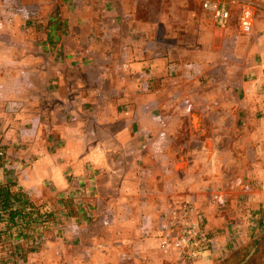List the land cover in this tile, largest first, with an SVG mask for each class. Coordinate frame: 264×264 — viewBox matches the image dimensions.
Returning <instances> with one entry per match:
<instances>
[{"label": "crops", "instance_id": "0c3cea01", "mask_svg": "<svg viewBox=\"0 0 264 264\" xmlns=\"http://www.w3.org/2000/svg\"><path fill=\"white\" fill-rule=\"evenodd\" d=\"M170 1L0 0V185L55 215L1 222L0 264H180L184 205L215 244L264 207V0H214L223 30L178 0L200 5L185 41Z\"/></svg>", "mask_w": 264, "mask_h": 264}, {"label": "rangeland", "instance_id": "374dc122", "mask_svg": "<svg viewBox=\"0 0 264 264\" xmlns=\"http://www.w3.org/2000/svg\"><path fill=\"white\" fill-rule=\"evenodd\" d=\"M171 3L166 5V8H162L161 12V24L164 29L170 31L169 36H174L177 41H185L195 37V27L198 24L200 16V5L191 1L190 6L186 7L191 14L183 11L182 3L178 0L170 1ZM210 17V16H209ZM208 18V17H207ZM209 20V18H208ZM238 22V21H237ZM258 210L247 209L244 211V220L242 223H236L231 225H223L217 230L218 236L221 237L220 242L214 243L215 237H212L210 233L208 237L212 240V248L208 250V254L199 261L207 260L208 264H227V259L237 251L248 253L252 250L253 245L259 244L260 256L264 258V227L260 230L257 228V215ZM243 213V212H241ZM37 223L40 219L34 218ZM233 223V222H230ZM50 225H41V228ZM37 228V226L31 227L30 230ZM45 229V228H44ZM211 236V237H210ZM219 244V245H218ZM218 245V246H217ZM198 262V261H196Z\"/></svg>", "mask_w": 264, "mask_h": 264}, {"label": "built area", "instance_id": "2783aa9c", "mask_svg": "<svg viewBox=\"0 0 264 264\" xmlns=\"http://www.w3.org/2000/svg\"><path fill=\"white\" fill-rule=\"evenodd\" d=\"M201 7L211 17L217 29L223 30L228 26L230 12L225 4L214 0H201ZM238 26L244 34L252 31L253 8L250 1L242 3ZM168 229L175 234L176 246L181 252L180 264H194L204 258L213 246L205 230L202 212L189 205H184L179 212L172 215ZM168 244L167 240L161 241L163 248Z\"/></svg>", "mask_w": 264, "mask_h": 264}, {"label": "trees", "instance_id": "16d2710c", "mask_svg": "<svg viewBox=\"0 0 264 264\" xmlns=\"http://www.w3.org/2000/svg\"><path fill=\"white\" fill-rule=\"evenodd\" d=\"M11 185H0V223L5 222L10 227L17 225V220H22L27 228H31L30 219L35 217L40 219V224H52L55 222V215L52 212L43 211L33 205L27 195L21 191L11 192ZM257 228L264 227V207L258 209ZM1 234L4 231L0 232ZM5 234V233H4ZM259 244H254L248 253L237 251L227 259V264H264V258L260 256Z\"/></svg>", "mask_w": 264, "mask_h": 264}]
</instances>
